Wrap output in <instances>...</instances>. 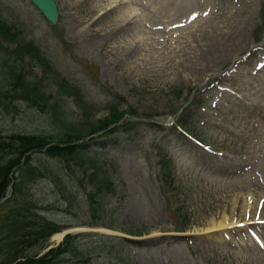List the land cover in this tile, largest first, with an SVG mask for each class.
Listing matches in <instances>:
<instances>
[{"label": "rangeland", "instance_id": "rangeland-1", "mask_svg": "<svg viewBox=\"0 0 264 264\" xmlns=\"http://www.w3.org/2000/svg\"><path fill=\"white\" fill-rule=\"evenodd\" d=\"M121 1L56 0L58 17L50 24L29 0H0V18L19 40L37 45L50 65L45 72L39 65L30 68L24 56L15 60L20 74L35 77L51 94L60 82L79 89L77 99L66 91L56 96L61 116L80 118L85 104L91 120L102 117L113 91L123 97L119 108L132 105L142 116L135 136L118 129L117 143L104 148L87 143L86 155L101 163L80 164L71 154L49 156L40 149L29 153L30 167H12V177L19 175L21 190L35 200L38 211L74 234L76 249L60 253L51 264H79L84 255L89 258L85 264H255L253 248L220 239L221 234L240 238L257 212L264 217V192L252 179L241 183L249 165L255 166L251 159L256 163L260 157L252 146L264 132V73L237 55L250 45L251 28L263 10L257 0H161L157 6L153 0L154 11H160L146 20L140 11L133 18ZM195 8L209 10L186 21L176 17L181 9L186 16ZM12 47L0 40V137L63 136L65 129L49 107L39 108L8 86L10 67L1 57L11 60ZM263 56L260 50L256 54ZM177 87L183 88L179 98ZM188 93L199 96V106H189L186 116L189 132L201 144L171 123ZM146 117L155 120L154 126ZM258 148L255 144L262 152ZM160 152L169 160V184L155 163ZM96 166L105 170L110 191H93L87 174ZM225 220L227 226L207 232L212 222ZM105 221L117 233L89 230ZM239 222L244 226L237 227ZM56 242L49 236L38 253Z\"/></svg>", "mask_w": 264, "mask_h": 264}, {"label": "trees", "instance_id": "trees-1", "mask_svg": "<svg viewBox=\"0 0 264 264\" xmlns=\"http://www.w3.org/2000/svg\"><path fill=\"white\" fill-rule=\"evenodd\" d=\"M0 34L10 41H15L14 34L7 33V29L1 23ZM18 44L17 48L21 53H31L34 63L40 64L44 69H47L48 66L39 55L37 49L28 44ZM11 70L9 87H12L13 90L17 89L22 96L32 99L33 103L39 108L43 106L49 107L54 118L64 127L65 132L63 136L56 138L30 133H12L0 137V198L5 195L7 186L9 184L12 186L9 195L0 201V213L2 207L9 203L7 215L2 219L0 218V234H2L0 249L5 256L2 257L0 264H8L11 260L12 264H51L54 257L73 247L71 243L73 236L65 234L62 241L56 246L50 247L37 255L40 249L47 244L48 235L57 230L59 224L57 223V225L53 220L38 211L35 200L26 189L21 190L22 185L19 175L12 177V167L19 166L22 168L23 166H29V153L40 149L50 155L73 153L78 161L83 162L85 158H82V150L80 148L83 143L82 139L93 132L105 130L103 133L105 135L107 133L108 137L97 139L93 143L104 147L108 142L115 141L114 135L111 134L113 126H108L119 121L122 126L127 127L126 131L129 133L133 129V121L127 120L125 117L122 118V116L124 114L131 115L135 110L128 106L127 108H119L114 102L108 106V112L105 115L95 120H91L87 115H84L82 119L63 117L61 112L57 111L59 105L54 94L45 92L34 79H26L19 76L15 68ZM59 88L58 92L66 91L71 93L76 99L79 97L76 88H69L64 83L59 85ZM82 112L86 113L84 105H82ZM26 151H29L28 154L23 155ZM91 160L94 161V158ZM29 169L27 171L31 174L34 173L35 168L31 167ZM89 175L93 177L94 173ZM94 186L97 189L99 187L98 185Z\"/></svg>", "mask_w": 264, "mask_h": 264}, {"label": "bare ground", "instance_id": "bare-ground-1", "mask_svg": "<svg viewBox=\"0 0 264 264\" xmlns=\"http://www.w3.org/2000/svg\"><path fill=\"white\" fill-rule=\"evenodd\" d=\"M117 1V0H116ZM126 1V3H125V9H132L133 7L131 6V4L132 3H134V1L135 0H125ZM138 1H140V0H138ZM153 1V0H152ZM155 1V0H154ZM154 1H153V3H154ZM136 2H137V0H136ZM123 7L121 8V9H118V11H119V13L122 15V13H123V11L125 10ZM118 17V16H117ZM263 130H264V128H262ZM260 135H259V140L257 141V145L259 146V150H261L262 152H264V132L262 133V132H260L259 133ZM227 226V222H226V220L224 221V222H222V221H219V222H212V225L210 226V228L208 229V230H213V229H217V228H220V227H222V226ZM106 229V228H105ZM106 230H108V229H106ZM61 234H62V231H59V232H56V233H54V234H52V238L53 239H59L60 238V236H61Z\"/></svg>", "mask_w": 264, "mask_h": 264}, {"label": "water", "instance_id": "water-1", "mask_svg": "<svg viewBox=\"0 0 264 264\" xmlns=\"http://www.w3.org/2000/svg\"><path fill=\"white\" fill-rule=\"evenodd\" d=\"M35 4L44 17L50 22H54L57 15L55 0H30Z\"/></svg>", "mask_w": 264, "mask_h": 264}]
</instances>
